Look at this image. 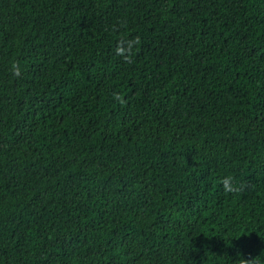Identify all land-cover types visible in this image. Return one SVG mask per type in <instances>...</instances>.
<instances>
[{"label":"trees","instance_id":"16d2710c","mask_svg":"<svg viewBox=\"0 0 264 264\" xmlns=\"http://www.w3.org/2000/svg\"><path fill=\"white\" fill-rule=\"evenodd\" d=\"M250 260L264 0H0V264Z\"/></svg>","mask_w":264,"mask_h":264},{"label":"clouds","instance_id":"9594fccd","mask_svg":"<svg viewBox=\"0 0 264 264\" xmlns=\"http://www.w3.org/2000/svg\"><path fill=\"white\" fill-rule=\"evenodd\" d=\"M136 43H139V37H136L135 40ZM117 52L124 57L125 62L128 61L129 57L131 56V53H128V55H125V53L127 52L126 49L124 48H118ZM12 72L15 76H19L21 74V68L19 66L18 63H13L12 64ZM115 96H117L118 98H120L121 103H126L123 100V97L119 96V94H114ZM224 191L226 194H237L240 193L244 190L245 185L241 184V183H236L234 182V178L229 176V177H225L222 179L221 181ZM249 264H255V261L250 260Z\"/></svg>","mask_w":264,"mask_h":264}]
</instances>
